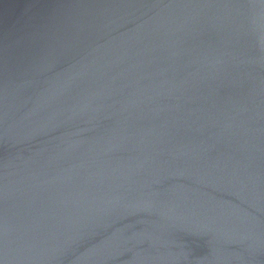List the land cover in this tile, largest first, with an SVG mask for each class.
<instances>
[{"label":"water","instance_id":"95a60500","mask_svg":"<svg viewBox=\"0 0 264 264\" xmlns=\"http://www.w3.org/2000/svg\"><path fill=\"white\" fill-rule=\"evenodd\" d=\"M0 264H264V0H0Z\"/></svg>","mask_w":264,"mask_h":264}]
</instances>
